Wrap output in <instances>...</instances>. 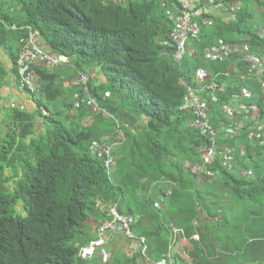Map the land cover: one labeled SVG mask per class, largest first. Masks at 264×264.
I'll list each match as a JSON object with an SVG mask.
<instances>
[{"label": "trees", "instance_id": "obj_1", "mask_svg": "<svg viewBox=\"0 0 264 264\" xmlns=\"http://www.w3.org/2000/svg\"><path fill=\"white\" fill-rule=\"evenodd\" d=\"M119 1L0 0V50L9 52L17 77L28 30H11L13 25L34 28L48 48L74 65L54 73L36 66L42 88L32 97L38 111L8 108L0 115V264H83L77 243L88 244L90 224L107 218L96 213L98 200L117 205L123 214L141 215L134 229L147 238L155 261L169 254L173 231L181 229L188 239L200 236L192 243L191 264H264V146L252 133L264 120V95L256 81L247 83L253 93L249 104L259 115L240 139L223 140L235 148L237 166L229 171L219 163L212 170L215 178L203 176L199 185L183 164L200 163L198 149L206 143L180 111L197 70L226 72L231 64L204 62L206 47L223 40L264 51L258 35L264 0H242L235 21L214 16L216 24L203 26L201 42L193 41L199 59L186 60L181 70L173 61L174 47L166 45L173 23L161 0ZM94 68L107 82L91 84L92 95L109 116L99 110L92 125L83 127L87 110L71 113L74 100L61 78ZM8 74L0 58V107ZM231 94L226 90L213 106L216 123L228 126L222 112ZM38 119L45 123L40 133ZM118 130L126 139L114 152L115 170L109 174L90 147ZM156 203L164 206V215ZM111 264L140 262L125 257ZM173 264H188L181 244Z\"/></svg>", "mask_w": 264, "mask_h": 264}, {"label": "built area", "instance_id": "obj_2", "mask_svg": "<svg viewBox=\"0 0 264 264\" xmlns=\"http://www.w3.org/2000/svg\"><path fill=\"white\" fill-rule=\"evenodd\" d=\"M240 5L241 0H180L179 5L175 4L174 9L168 11L169 18L173 23L171 39L176 47L175 62L180 63L187 53L195 56L200 55L192 41L195 40L198 44L201 42L203 26L215 24L212 16L225 17L228 15L231 20H236L239 16ZM12 29L21 30L23 28L15 25ZM27 29H29L28 37L21 45L17 61L18 83L21 93L36 95L41 91L42 85L34 68L39 66L49 72H54L69 63V58L46 48L40 34L31 27ZM259 34L264 38V27L260 29ZM239 51L240 47L237 44L221 40L216 45L206 47L203 55L204 59L212 63H225L235 58ZM245 51L248 52V49ZM247 60L252 65L249 71L250 77L259 78L264 91V57L253 53L248 56ZM237 74L239 73L237 72ZM228 76L226 75V77ZM199 78L198 87L188 89V96L182 106V112L195 117L191 122V128L199 132L206 143L205 147L199 148L204 160L203 164L201 166L191 163L186 165L187 174L193 173L197 176V183L202 184L203 176L215 178V173L211 168L216 167L217 164L220 163L227 170H233L237 166L235 149L221 142L225 137L231 140L240 139L246 122L254 117V112L251 107L242 104L244 99L250 98V92L242 88L241 83L231 82L228 84L229 89L234 92L240 87L241 93H234L230 104L225 109L228 126L214 123L212 109L206 95L213 103H218L219 96L227 89L226 86L223 87L218 82V76L209 70L200 71ZM88 81L87 75L78 77V85L86 93H88ZM83 102H86L90 108L96 106V101L91 98L83 100ZM76 107L79 108L80 104L78 103ZM239 112L244 114V119L240 118ZM45 114H49V111L46 110ZM253 135L254 140L260 146H264V123ZM116 144L112 143L110 138H106L95 141L91 145L90 151L93 156L105 159L107 167L110 168L113 164V151ZM244 154V151L240 152L241 157ZM97 207L100 212L106 214L107 218L100 220L96 226L95 239L86 245L78 244L80 248L78 258L82 260L100 259L102 263L108 264L111 262L112 254L107 247L116 237L122 236L129 242L127 252L130 257L138 255L145 260V264H168L166 259L154 263L148 256L149 249L146 239L134 232V227L139 222L138 216L122 215L117 206H107L101 201H98ZM195 240L199 241V237H195Z\"/></svg>", "mask_w": 264, "mask_h": 264}, {"label": "clouds", "instance_id": "obj_3", "mask_svg": "<svg viewBox=\"0 0 264 264\" xmlns=\"http://www.w3.org/2000/svg\"><path fill=\"white\" fill-rule=\"evenodd\" d=\"M121 4H123V5H128V3H129V1L128 0H120L119 1ZM242 0H241V5H240V10H241V7H242ZM256 5V4H255ZM258 8V9H257ZM254 9L256 10V12L259 14V12L257 11V10H259L261 13H262V11H263V8H259V7H254ZM239 10V11H240ZM239 11H238V13H239ZM218 17V16H217ZM238 18H239V16H238ZM237 18V19H238ZM213 19H214V17H213ZM236 19V20H237ZM214 21H215V19H214ZM232 21H235V20H232ZM215 24H216V22H215ZM214 24V25H215ZM13 26H15V25H13ZM13 26H11L10 28H11V30H13L12 29V27ZM17 26V25H16ZM19 27V26H18ZM28 27H30V26H28ZM28 27H19V28H23V29H21V30H27V28ZM264 27V25L263 26H261V27H259L258 28V35H259V37L261 38V39H264L263 37H261L260 36V34H259V32H260V29L261 28H263ZM35 30V29H34ZM14 31H18V30H14ZM36 31V30H35ZM38 32V31H37ZM39 33V32H38ZM42 37V36H41ZM43 38V37H42ZM44 40V39H43ZM200 41H201V39H200ZM221 41V40H220ZM219 41V42H220ZM218 42V43H219ZM226 42V41H225ZM192 43H194L193 41H192ZM196 43L198 44V42L196 41ZM218 43H216V44H218ZM228 43V42H227ZM44 44H45V41H44ZM215 44V45H216ZM230 44H232V43H230ZM166 45H170V46H173L174 47V52H173V61H174V64L178 67V68H180V70L182 69V67H183V65H184V63H185V61L186 60H198L199 59V56L200 55H198V56H195V55H190V54H185L184 55V58H183V60L180 62V63H176L175 62V60H174V55H175V52H176V47H175V45L173 44V42H172V39H171V34H170V38H169V40L167 41V43H166ZM239 47H240V51L238 52V54L236 55V57L235 58H232V59H230L228 62H231V64L228 66V70L226 71V72H215V71H213V69H199V70H197V72H196V77H195V83H194V86H188L187 87V96H188V89L190 88V87H192V88H196V87H198V82H199V80H200V78H199V72L200 71H205V70H209V71H211V72H213V73H215V76H218V78H217V80H218V82L221 84V86H223V87H225L226 86V89L227 90H229V83H231V82H234V83H241L242 84V88H245L247 91H249L250 92V94H251V96H250V98L249 99H244L243 101H242V104H245V105H247L248 107H251L252 108V112H254V117L253 118H251V120L249 121V122H246V126H245V128L246 127H248V125L249 124H253L255 121H256V119H257V117H258V115H259V111L256 109V107H255V105H251V104H249V101H251L252 100V98H253V93L248 89V87H247V83H249L250 82V84L253 82V81H256V82H254L256 85H258L259 86V89H260V92H261V94H263L264 95V91H263V88H262V86H261V81L259 80V78H257V77H254V76H252V77H250V75H249V71H250V67L252 66L251 65V62H249L248 60H247V58H248V56L250 55V54H258V55H260V56H263L264 57V51L262 50V49H257V50H251L250 49V47L249 46H247V45H239V44H237ZM45 47L46 48H48L47 46H46V44H45ZM245 47H248V52H246L245 51ZM50 49V48H49ZM206 49V48H205ZM204 49V50H205ZM52 50V49H51ZM64 55V54H63ZM66 56V55H65ZM68 57V56H67ZM69 58V57H68ZM203 58H204V55H203ZM206 61V63H208L209 65H212V66H214V65H219L218 63H220V62H218V63H212V62H210V61H208V60H206V59H204V62ZM228 62H225V63H221V64H226V63H228ZM65 66H74V65H72L71 64V59L69 58V63H67V64H65V65H63L62 67H65ZM62 67H60V68H62ZM242 67H246V70L245 71H243V70H241V68ZM60 68H58V69H60ZM57 69V70H58ZM57 70H55V71H57ZM54 71V72H55ZM239 73V74H237V72ZM50 73H52V72H50ZM79 75V74H78ZM81 75H87L88 76V78H89V81H88V93H86V92H84V90L78 85V77H80ZM225 75V76H224ZM226 75H229L228 77H226ZM78 77H76V79H75V85H76V87H77V100L74 102V108H73V112H78V111H80V110H82V109H86L87 110V113H88V116L90 115V112H91V110H93L94 111V113H93V115L95 116V114L96 113H98V111L100 110V112L101 113H103L104 114V116H105V114H107L104 110H102L100 107H99V105H98V102H97V99H96V97H94L93 95H92V91H91V88H90V85H91V74H89L88 72L87 73H80V75L78 76ZM92 86V85H91ZM240 87L239 88H237L234 92H232V94H231V96H230V102H231V98H232V95L235 93H239L240 92ZM241 93V92H240ZM40 94V92L38 93V94H36V95H30V96H38ZM225 93H223V94H221V96L222 95H224ZM27 95H29V94H27ZM110 96V93H107L106 94V97H109ZM187 96H186V98H187ZM88 98H91V99H94L95 101H96V106L94 107V108H90V106L86 103V102H83V100L85 101V100H87ZM206 99H208L209 100V105H210V107H211V109H212V115H213V120H214V113H213V106L215 107L218 103H213L210 99H209V97L206 95ZM186 100V99H185ZM219 102H220V98H219ZM80 104V107L79 108H77L76 107V105L77 104ZM184 103H185V101L182 103V105L180 106V111H181V113H182V115H185V116H188V117H190L192 120H194L195 119V117H193V116H191V115H188V114H186V113H184V112H182V106L184 105ZM227 106L228 105H226L225 106V108L223 109V115L225 116V118H226V123H227V121H228V119H227V115L225 114V109L227 108ZM45 111H46V109L44 110V114H45ZM49 111V110H48ZM256 111V112H255ZM49 114H50V112H49ZM48 115V114H47ZM108 115V114H107ZM243 115V117H244V114H242ZM109 116V115H108ZM241 119H242V117H240ZM244 119V118H243ZM191 120V121H192ZM92 123H93V120H92ZM214 123H216L215 121H214ZM262 123H264V120H262L260 123H259V125L256 127V129L254 128V130H253V132L252 133H257V131H258V128L260 127V125L262 124ZM219 124H222V123H219ZM224 125V124H223ZM226 125H228V123L226 124ZM89 126V125H88ZM225 126V125H224ZM189 127H190V129L192 130V131H196V130H194V129H192L191 128V123L189 124ZM118 134L116 135V136H111V135H107V136H104V138H102V139H100V140H96V141H101V140H103V139H106V138H110V140H111V142L112 143H117L116 144V147H115V149H114V151H113V164H112V166L110 167V168H108L107 167V165H106V167H107V170H108V172H109V174H111V173H113L114 172V168H115V156H114V152H115V150L117 149V147L119 146V145H121V144H123L124 142H125V139H126V136H125V133L123 132V131H121V130H118V132H117ZM199 133V132H198ZM245 133V130L243 131V133H242V135ZM199 135H200V133H199ZM241 135V136H242ZM201 136V135H200ZM201 138H203L202 136H201ZM225 140V139H224ZM229 140L230 141H233V140H231L230 138H229ZM236 140V139H235ZM95 142V141H94ZM93 142V143H94ZM92 143V144H93ZM221 143H223V142H221ZM225 143V142H224ZM223 143V144H224ZM91 144V145H92ZM226 145H227V143H225ZM228 146H230V145H228ZM231 147H233V146H231ZM234 148V147H233ZM235 149V148H234ZM199 150V149H198ZM103 159V158H102ZM201 159H202V155H201ZM105 160V159H104ZM203 162H204V160L202 159V161L200 162V163H198V162H190V161H185L184 162V164H183V169H184V171L186 172V165L188 164V163H191V164H194V165H202L203 164ZM105 163H106V161H105ZM218 165V164H217ZM214 168L212 167L211 168V170H213ZM234 170V169H233ZM233 170H229V171H233ZM187 173V172H186ZM246 174H245V176L244 177H249L248 176V174H247V172H245ZM190 176H193L194 174L192 173V174H189ZM203 183V182H202ZM196 184L197 185H199L198 183H197V178H196ZM164 194H166V196H168V197H170V196H172V194H173V191H167V189H165L164 190ZM98 201H101V200H98ZM98 201H97V204H98ZM102 202V201H101ZM104 203V202H103ZM105 204V203H104ZM107 206H114V205H111V204H106ZM115 206H117V205H115ZM117 208H118V206H117ZM156 208L157 209H159L160 211H161V213H163V215L165 214V208H164V206L160 203H156ZM96 212H99L100 213V210L98 209V207H97V205H96ZM118 210H119V208H118ZM119 212H120V210H119ZM121 213V212H120ZM122 215H129V214H123V213H121ZM131 215H133V214H131ZM92 216H94V215H92ZM92 216H91V218H92ZM135 216H138L139 217V220L141 219V215H135ZM103 220V219H102ZM99 221H100V219L99 220H97V225H98V223H99ZM96 224V223H95ZM194 226L195 227H197V223H195L194 224ZM96 228V227H95ZM134 232L136 233V231H135V229H134ZM137 234V233H136ZM96 235V234H95ZM139 235V234H138ZM141 236V235H140ZM119 237H122V236H119ZM142 237H144L145 239H146V241H147V244H148V240H147V238L145 237V236H142ZM195 237H199V241H197V240H195ZM96 238V236L93 238V239H95ZM93 239H91L90 240V242L93 240ZM200 242V236L199 235H194L191 239H188L187 237H186V235H185V233H184V231L183 230H181V229H175L174 231H173V234H172V236H171V238H170V249H169V254L167 255V256H164L163 258H162V260L163 259H166L167 260V262H168V264H173V258H174V252H175V248H176V246L178 245V244H181V247H182V251H184V260L188 263V264H191V260H190V257H189V254H190V251H189V248L187 249V243H189V244H192V243H199ZM112 243V242H111ZM110 243V244H111ZM78 244H81V243H77V246H78ZM109 244V245H110ZM81 245H84V244H81ZM86 245V244H85ZM109 245H108V247H109ZM107 247V248H108ZM78 248H79V246H78ZM148 249H149V251H148V256L154 261V263H158V262H161L162 260H160V261H155L154 260V258L150 255V248H149V244H148ZM79 250H80V248H79ZM109 250V249H108ZM79 253V252H78ZM127 256H128V258H137L138 260H139V262L140 263H142V264H145V260L144 259H142L140 256H138V255H136V256H134V257H130L129 255H128V252H127ZM77 257H78V255H77ZM80 259V258H79ZM80 260H82V259H80ZM82 261H91V260H82ZM100 263L101 264H104V263H102L101 262V260H100ZM111 263H114V262H112V259H111V262H109L108 264H111Z\"/></svg>", "mask_w": 264, "mask_h": 264}, {"label": "crops", "instance_id": "obj_4", "mask_svg": "<svg viewBox=\"0 0 264 264\" xmlns=\"http://www.w3.org/2000/svg\"><path fill=\"white\" fill-rule=\"evenodd\" d=\"M179 3H180V0H161L160 6H161V8H163V7L165 8V10L167 11V17L169 18L168 11L170 9H174V7H175L174 5L175 4L179 5ZM257 11L259 13H261L259 10H257ZM220 18H221V16H220ZM225 18H227V20H229L230 16L225 15ZM0 21L2 23H4L2 20H0ZM32 29H34V28H32ZM27 30L29 33V29H27ZM40 36H42V35L40 34ZM26 38H25V40H26ZM0 58H2L5 61L6 66L9 69V74H8L6 83L2 89L3 99H2V105L0 107V113L2 114L4 112V110H7L8 108H20L22 110H28L29 112H37L38 106H37L34 98L30 95L25 94V93H21L19 90L18 77H17L16 73L13 71L11 64L9 63V52L8 51H0ZM52 73H54V72H52ZM88 73L91 74V84L93 85V87H99V86H101L107 82L106 78L102 74L100 68L91 69ZM79 75L78 74H74V76L73 75H71V76L66 75V77L63 76V78H61V82H62L61 84H63V88L67 91V93H70L72 95V100H74L73 102H75L77 100V96H76L77 95V87L75 85L76 84L75 79ZM71 113L75 114L78 112H71ZM71 113H70V115H71ZM191 120L192 119H190L189 124L193 121V120L192 121ZM44 124L45 123L42 119H38L36 129H37L38 125L41 127V126H45ZM82 124H83V122H81V125ZM42 131H44V129ZM96 213L99 214V212H96ZM100 220H102V218ZM95 223H96L95 226L91 224V229H90L91 238L90 239H93L96 236L95 235V227L97 226V221ZM128 245H129V242L124 237L118 236L112 241V243L108 247L109 251L112 254V262H115L117 258H119V260H121L125 257L128 258V256H127ZM186 245H187V249L189 248V251L191 252L193 249L192 244L187 243ZM181 249H182V247H181Z\"/></svg>", "mask_w": 264, "mask_h": 264}, {"label": "rangeland", "instance_id": "obj_5", "mask_svg": "<svg viewBox=\"0 0 264 264\" xmlns=\"http://www.w3.org/2000/svg\"><path fill=\"white\" fill-rule=\"evenodd\" d=\"M228 36L229 37H232L233 36V34L232 33H230V34H228ZM245 49H248V47H245ZM1 51V50H0ZM256 112V111H255ZM93 113H94V111L93 110H91V112H90V115L89 116H87L86 117V119L83 121V124H82V126L83 127H86L87 125H92V120L95 118V116L93 115ZM1 114V113H0ZM6 115V114H5ZM4 115V116H5ZM1 116H2V114H1ZM105 116H108L107 114H105ZM43 128H44V126H39L38 125V127H37V131H38V133H40L42 130H43ZM5 129H6V126H5ZM116 131V130H115ZM116 132H114L113 134H115ZM123 207V206H122ZM121 207V208H122ZM21 207H19V209H20ZM93 218H95V215L94 216H92V219ZM93 223V222H92ZM91 225V224H90ZM92 225H94L95 226V224L93 223ZM78 243H80V242H78ZM123 260H124V258L123 259H121V261L123 262ZM82 263L83 264H100V259H93V260H91V261H82ZM140 264H142V263H140Z\"/></svg>", "mask_w": 264, "mask_h": 264}]
</instances>
